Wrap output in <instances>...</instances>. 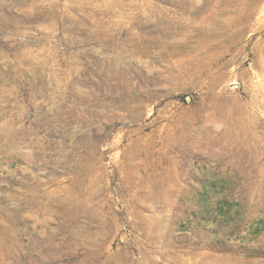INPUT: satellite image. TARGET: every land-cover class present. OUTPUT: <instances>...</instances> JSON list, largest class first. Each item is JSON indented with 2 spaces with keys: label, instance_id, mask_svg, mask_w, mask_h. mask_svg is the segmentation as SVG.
Returning <instances> with one entry per match:
<instances>
[{
  "label": "rangeland",
  "instance_id": "rangeland-1",
  "mask_svg": "<svg viewBox=\"0 0 264 264\" xmlns=\"http://www.w3.org/2000/svg\"><path fill=\"white\" fill-rule=\"evenodd\" d=\"M0 264H264V0H0Z\"/></svg>",
  "mask_w": 264,
  "mask_h": 264
}]
</instances>
